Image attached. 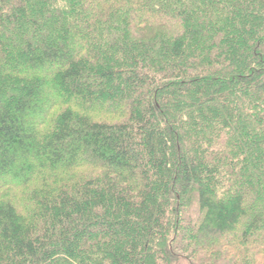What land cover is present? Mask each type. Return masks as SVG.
Instances as JSON below:
<instances>
[{"label":"trees","instance_id":"16d2710c","mask_svg":"<svg viewBox=\"0 0 264 264\" xmlns=\"http://www.w3.org/2000/svg\"><path fill=\"white\" fill-rule=\"evenodd\" d=\"M0 264H264V0H0Z\"/></svg>","mask_w":264,"mask_h":264}]
</instances>
